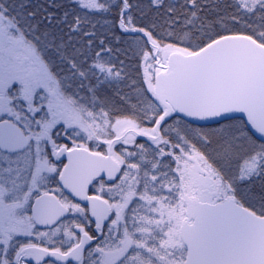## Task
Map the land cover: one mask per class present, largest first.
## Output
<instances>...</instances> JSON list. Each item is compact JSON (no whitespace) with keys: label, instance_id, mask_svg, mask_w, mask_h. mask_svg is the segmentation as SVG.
I'll return each instance as SVG.
<instances>
[{"label":"snow or ice","instance_id":"1","mask_svg":"<svg viewBox=\"0 0 264 264\" xmlns=\"http://www.w3.org/2000/svg\"><path fill=\"white\" fill-rule=\"evenodd\" d=\"M0 264H264V0H0Z\"/></svg>","mask_w":264,"mask_h":264}]
</instances>
